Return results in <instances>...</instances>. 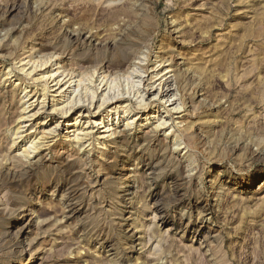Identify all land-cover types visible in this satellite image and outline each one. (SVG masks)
Returning <instances> with one entry per match:
<instances>
[{"label": "rangeland", "instance_id": "1", "mask_svg": "<svg viewBox=\"0 0 264 264\" xmlns=\"http://www.w3.org/2000/svg\"><path fill=\"white\" fill-rule=\"evenodd\" d=\"M0 264H264V0H0Z\"/></svg>", "mask_w": 264, "mask_h": 264}, {"label": "bare ground", "instance_id": "2", "mask_svg": "<svg viewBox=\"0 0 264 264\" xmlns=\"http://www.w3.org/2000/svg\"><path fill=\"white\" fill-rule=\"evenodd\" d=\"M137 58L141 61L142 59H141V57H138V55H137ZM144 59V58H143ZM19 61H24L23 63H21V69H24L25 68V66L26 65H29L28 66V69L30 68V70H27L26 71V75L28 76V75H30V73L38 66V64H37V62L36 61H33V60H31V58L28 56V55H26V56H24V57H21L20 59H19ZM162 62H160L159 63V65L161 64ZM130 68V67H129ZM58 70V69H57ZM55 71V72H45L46 74L44 75V78L46 79H44L45 80V85H43V87H42V94H45V92L47 91V89H48V87H46V85L48 84L46 81L47 80H49L50 79V81L51 82H53V84H52V86H56V85H58V87H57V89H59L58 91H57V93L59 92V94H60V92H66V93H69V91H67L66 89H64V87H62L61 88V84H60V82H61V78H59V76L58 75H60V74H58V71ZM141 70V69H140ZM172 71V69H170L169 67H165L164 69H163V71H161V76H164V75H166L167 73H169V72H171ZM24 72V71H23ZM135 72H139V66L134 62V63H132V66H131V68L128 70V74H127V77L130 79V80H132V74L133 73H135ZM58 74V75H57ZM3 75V74H2ZM129 75V76H128ZM26 77V76H25ZM9 78H11L10 77V72H5V75H4V79H9ZM127 78V79H128ZM174 78H175V76H174ZM69 79H70V77H69ZM24 80V79H23ZM68 81V80H67ZM66 81V82H67ZM140 81H141V79L136 83V85H135V89H136V94H138L139 93V85H140ZM69 82H70V80H69ZM68 82V83H69ZM82 82H83V79L82 78H79V79H77V81H76V86L74 87V88H71L72 90L71 91H73L74 93L76 92H78L79 91V87L81 86V84H82ZM110 82H108V84H109ZM22 85H23V83H22ZM152 85V84H151ZM27 86L26 85H24L23 86V88L25 89ZM85 89L88 91V93H90V98H94V91H93V89H91V88H87V87H85ZM111 90V88L107 85V91L106 92H104L103 94H102V96H101V104H103V103H105L108 99H110L111 97H109V91ZM87 93V94H88ZM78 94H80V93H78ZM25 97L26 96H28V93L26 92L25 93V95H24ZM80 96V95H79ZM169 96V95H168ZM78 97V96H77ZM85 97V96H84ZM115 97V95L112 97V98H114ZM111 98V99H112ZM136 98H138V97H136ZM66 99V103L65 104H63L61 107H58L57 106V103H52L51 104V110L53 109V111L54 110H61V112L62 113H66L67 111H66V108L65 107H67V109H68V107H69V109H70V107L71 106H73L77 101L80 103V97H78V98H75V95H72V96H70V95H67V97L65 98ZM75 99H77V100H75ZM87 99V98H86ZM85 99V100H86ZM116 100H118V99H116ZM144 101V98H143V95H139V99H138V104H140V105H144V106H146V103H144L143 102ZM27 102V101H26ZM26 102H24L25 104H26ZM77 102V103H78ZM113 102H117V101H113ZM44 102H43V100L42 101H40V103H39V105H41V106H43L42 104H43ZM24 104V105H25ZM28 106L29 105H27V106H24L22 109L25 111L27 108H28ZM119 108H121V111L122 112H126L129 108H130V106H129V104H126V105H122L121 106V104H119V105H114V106H112L111 107V109H114L115 111H117ZM39 109H37V107H36V110L33 112V113H31V114H26V116L25 117H28V116H31V115H34L37 111H38ZM119 111V110H118ZM57 112V111H56ZM23 117V116H22ZM24 117V118H25ZM78 117H76L75 119H74V122L71 124V126H76V124H77V122H78ZM129 121H127V123H126V125H129V123H128ZM161 122V121H160ZM160 125V124H159ZM158 125V126H159ZM19 127L20 126H18L17 127V129H16V131H14L15 132V134H18L19 133ZM102 127H105V129L103 130V131H108V132H111V130L113 129L112 128V126H111V124L110 123H107L106 125H103ZM115 129V128H114ZM76 131H77V128L75 129ZM42 131V130H41ZM75 131V133H74V138L76 139V140H78V139H80L79 138V135H80V131H77L76 132ZM113 132H116L115 130L113 131ZM113 132H111L110 134H112ZM43 135H44V132L42 133ZM47 135H48V133H47ZM40 136V135H39ZM15 141V140H14ZM30 146L31 147H38L37 146V142H35V141H31L30 142ZM28 149H30V148H28Z\"/></svg>", "mask_w": 264, "mask_h": 264}]
</instances>
